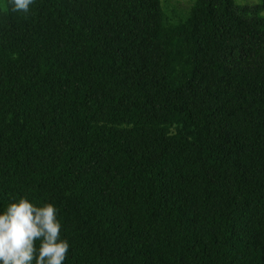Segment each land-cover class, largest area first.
Here are the masks:
<instances>
[{
	"label": "trees",
	"instance_id": "1",
	"mask_svg": "<svg viewBox=\"0 0 264 264\" xmlns=\"http://www.w3.org/2000/svg\"><path fill=\"white\" fill-rule=\"evenodd\" d=\"M163 1L0 0V211L55 205L64 264H264V0Z\"/></svg>",
	"mask_w": 264,
	"mask_h": 264
},
{
	"label": "clouds",
	"instance_id": "2",
	"mask_svg": "<svg viewBox=\"0 0 264 264\" xmlns=\"http://www.w3.org/2000/svg\"><path fill=\"white\" fill-rule=\"evenodd\" d=\"M34 3L11 0V8L28 13ZM57 214L55 205L36 206L26 197L0 211V264H64L70 246L60 237Z\"/></svg>",
	"mask_w": 264,
	"mask_h": 264
},
{
	"label": "rangeland",
	"instance_id": "3",
	"mask_svg": "<svg viewBox=\"0 0 264 264\" xmlns=\"http://www.w3.org/2000/svg\"><path fill=\"white\" fill-rule=\"evenodd\" d=\"M192 1L193 0H164L162 6L165 7L167 16H169L172 21H177L187 15ZM261 2L262 0H235L237 6H253Z\"/></svg>",
	"mask_w": 264,
	"mask_h": 264
}]
</instances>
